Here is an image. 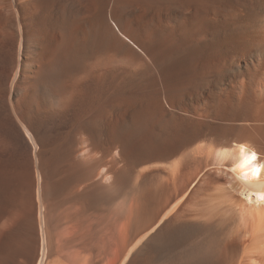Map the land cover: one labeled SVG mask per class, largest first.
Returning <instances> with one entry per match:
<instances>
[{"label": "bare ground", "instance_id": "bare-ground-1", "mask_svg": "<svg viewBox=\"0 0 264 264\" xmlns=\"http://www.w3.org/2000/svg\"><path fill=\"white\" fill-rule=\"evenodd\" d=\"M152 1L167 5L173 28L163 23L158 34L170 32L169 43L123 32L131 9L112 27L107 1L98 0L95 14L74 18L78 27L62 28V44L54 46L61 24L37 14L44 1L24 0V23H16L0 0V24L19 31L11 85H0V264H264V0ZM58 3L67 14L78 2ZM137 4L147 17L146 1ZM182 17L189 19L184 36L190 34L174 42L171 29ZM132 45L156 59L172 107L201 100L196 136L171 143L183 126L167 125L130 155L124 136L136 132L142 107L79 104L108 61L135 55L145 63ZM198 61L203 66L193 70ZM19 94L16 107L11 96ZM10 111L32 160L28 149L20 158L12 147L19 129ZM140 147L145 157H138Z\"/></svg>", "mask_w": 264, "mask_h": 264}, {"label": "rangeland", "instance_id": "rangeland-1", "mask_svg": "<svg viewBox=\"0 0 264 264\" xmlns=\"http://www.w3.org/2000/svg\"><path fill=\"white\" fill-rule=\"evenodd\" d=\"M42 1H44V2H43V4L40 5L41 7L39 6V7L35 8L38 11V13L34 12V10L33 11L31 10L29 12V14H32V13L42 14L43 18H45V16H46L47 18H45V22H47L51 26L52 25L55 26V24H57V25L61 24L60 28L57 26L58 30L55 32V36H54L55 39L53 40L54 46H60V44H62V41H61V36L63 34L62 28H63V31L66 29V31H68V32H70L71 30L72 31L75 30L78 27V25L73 23L74 18H76L77 16H78V18H82L84 16L95 14V11L97 8L96 5L98 3V0H74V1L78 2L77 5L68 8V12L66 14V13H63L62 11L60 12V10L58 9V6H59L58 0H54V1L53 0H42ZM104 1H107V8H108L107 9V15H108V17H110L109 22H110V25L112 27H114L113 23H111L112 19L117 20L118 15L121 17L120 14L123 10H125V9L130 10L131 9L132 10L131 12H133L132 16L129 15V17L126 19V16H128V15L125 14L124 19L122 18L123 20L121 21V29L123 32L125 31V33L127 32L126 34H128L129 31L136 29V31H138L139 33H141L142 35L145 36L144 38H147L152 42L156 41V39L158 37H159V40H162L165 43L170 42V40H171L170 32L167 33V35H165V33H163L162 35L158 34L159 29L164 28L163 23L165 25L167 23L170 27H172L170 25V22H169L170 16H169V11H168L167 5L160 6L156 2H153L152 0H145L146 4L150 8V10H149L150 14H147V17H146L144 14L145 7L143 6V4H137V0L136 1L135 0H104ZM141 1L144 2V0H141ZM20 2H21V4H19ZM5 3L7 5V7L14 14V17L16 18L15 19L16 23L17 22H23L24 21V17H23L24 15H22V14H24V4H22V3H24V0H5ZM15 3H16V5H15ZM21 5H23V6H21ZM50 6H52V7H50ZM125 6H126V8H125ZM194 9L195 8L193 6V10H191L189 12L191 14L194 13ZM55 12H58L59 14L62 13V14H60V16L57 20H55V18L57 16V15H54ZM52 14H53V17H52ZM191 14H188V15H191ZM123 15L124 14H122V16ZM66 16L70 17V18H68V20L66 22H63V18H66ZM19 17H20L21 21L19 20ZM183 18L184 17H182V19ZM54 20H55V22H53ZM187 20H189V19L186 18V20L183 19L180 21H175V22L173 21L174 22L173 23L174 29H171V31L177 32L174 34V36H175L174 42H175V40L177 42H180L181 38L183 40V36H184V32H185L184 23L187 22ZM6 25L0 24V52H2V54H3L2 55L0 53V60H2V58H4V57L6 58L8 56L6 60L4 58L3 62L0 61V85H4L6 88H9L11 85V79L13 78V75L15 72V69H14L15 66H13V62L16 61L15 54H16V51L18 49L19 31H18L17 27L13 24H8L9 26H6ZM190 25L194 28L197 27L196 23H192ZM5 27L8 30L7 29L5 30ZM13 27H15V28H13ZM74 27H75V29H74ZM1 28H3L2 29L3 32H1L2 31ZM195 31L196 30L193 29L191 33L193 34V32H195ZM75 32H76L75 34H77V30ZM7 34H8V36H7ZM75 34H74V36H75ZM188 34H190V32H188ZM188 34H185V36H184V38L186 40H187ZM17 35H18V38H17ZM128 35H130V33ZM118 36L121 39H124L125 41L127 40L124 37H122V35L119 33H118ZM58 37H59V39L57 40ZM144 40H146V39H144ZM126 42L129 43V41H126ZM4 47H6V48L4 49ZM7 48H9L10 50L8 49L9 50L8 51ZM169 48L171 49L172 47L167 46V49L170 51ZM2 49H3V51H2ZM133 49L135 50L136 53H139L142 56V59L144 60L145 63L141 64V59L137 58L135 55L134 56L133 55H127L128 57L126 55L125 56L123 55V57L122 56L118 57V60L115 59V60L108 61L105 68H102L100 70L101 72L103 71L104 74H101L102 76L98 75L95 78L93 77V79H91L90 86L87 87V89H84V91H82L81 94L84 97L82 98V96H80L79 104L84 105V103H86L85 105H87V102H88V104L90 103V104H93L96 106H99L101 104H105V106H108L109 108L113 107V106H118V107H121L122 109H125L127 107H130L133 109L134 108L138 109V107L140 108V106H141L142 108H140V113H137L138 118H137L136 122L138 125H137L136 132L133 134H127L128 136L127 135L124 136L125 141L128 142V147H129L128 153L130 155H132V153H133L134 144H143V142H144V144L146 142L148 143L149 140H152V138H151L152 136H154L158 132L163 133L165 131V128H167V127H168V129L173 130L177 127V125L183 126L184 131L182 130L181 132L175 134L173 136V138L171 139V143H178L179 140L186 141V139H189V138H192L193 136H196L197 133L194 132V127L192 124L200 122L198 112H199V109L201 108V103H200L201 100H199L196 97L193 100V102L191 101V102H187V103L185 102L183 104H178V105L176 104V105H174L175 107L174 106L172 107V105L170 103L171 101L169 102L170 96H169V93H168V91L166 89V85H165L166 84L165 83V77L163 76L164 74H162L163 70L160 71L159 67L157 66V64L155 62L156 59H154V57L152 55L150 56L149 54H144L143 52L139 51L135 46H133ZM168 50L166 51V47H165L162 51L168 52ZM4 51H5V53H4ZM114 52L111 51V52H108V54L106 53L103 55H105L104 56L105 59L109 58V57L113 58L111 56H115L116 51H114ZM109 55H111V56H109ZM78 58H80V55L78 56ZM11 59H14V61L11 62L12 65H11V63H9V60H11ZM23 60H24V58H23ZM23 60H21V61L23 62ZM3 63L5 64V66ZM200 63L201 62H199V61L196 62L194 64V67L192 66V69L202 67L203 65H202V63L201 64ZM77 64L78 63L75 61L73 63H71L70 69H72V67L75 68V66H77ZM8 65H9V67H8ZM115 65L116 66H120V65L125 66L126 65L127 67H130V68H136V71H132V72L129 71L128 72L126 70L127 71L126 72L125 70H121L120 72L115 74V73L109 71V70H111L110 69L111 67H116ZM215 65L216 64H214L213 66H215ZM146 66L149 67L150 69L147 68ZM155 66H156V68H155ZM143 67H145V68H143ZM210 67H211V65H210ZM20 68H21V66H20ZM107 68H109V70ZM106 70L108 71L109 74L107 73ZM19 78L17 79L16 82H14V86L16 88H18V86H19ZM158 88L161 91L158 90ZM226 89H228V88H226ZM155 90H156V92H155ZM23 95H25V92ZM23 95L19 94V95L11 96L12 98H14L13 99L14 101H12V102L16 101V104L13 103L14 106L16 105V107H17V105L20 104V102L22 101L21 98ZM26 95H30V93H26ZM17 96L20 98H18ZM46 96H47V94L42 93L43 98ZM157 96H158V99H157ZM159 97H160V99H159ZM39 100H41V99H39ZM158 100H159V103L161 102L160 104H157ZM17 102H18V104H17ZM7 106L9 107V105H7ZM145 106H147V107H145ZM162 106L163 107L165 106V107L163 108ZM159 107L161 108V110ZM215 107L218 110H221L223 113L226 112V107H224L222 105H217ZM164 110H165V112H164ZM153 112H155V114ZM10 114H11V116H10L9 120L11 122L13 121L12 123L14 125H16V127H18V129H19V135H15L11 139L12 147H14L16 153L19 152L18 155L20 154L19 155L20 158L24 157V153H25L24 149H28L26 152L28 153L30 160H32L33 155H32L31 145L28 142L26 136L24 135L22 127L19 124V122L17 121V119L15 118L14 114L11 113V111L9 112V115ZM159 114H160V116H159ZM164 114H166V115L163 116ZM170 114H171V116L173 114L175 115L171 118V120L169 119ZM153 115H154V117H153ZM157 115L159 116V119H157L158 118ZM150 116H151V118H150ZM123 117H125V116H123ZM13 118H14V120L15 119L16 120L14 121ZM3 119L7 120V117L2 118L1 122H3ZM163 123H164V125H161ZM156 124H158V125L160 124V125L157 126ZM230 124H232V123H229V125ZM175 136H177V137H175ZM236 138L237 139L235 140V142H239L240 138H238V137H236ZM196 143H198V142H195V144ZM192 145H194V144H192ZM192 145H190V146H192ZM20 151L21 152L23 151L22 152L23 154L20 153ZM137 155L140 158L145 157L147 155L146 149L140 147L138 149ZM23 160L21 161L22 163H23ZM22 166L24 169L23 164H22ZM32 173H34L33 164H32ZM35 209L36 208L34 207V218L36 216V210ZM36 231H37V222H36Z\"/></svg>", "mask_w": 264, "mask_h": 264}, {"label": "snow or ice", "instance_id": "snow-or-ice-1", "mask_svg": "<svg viewBox=\"0 0 264 264\" xmlns=\"http://www.w3.org/2000/svg\"><path fill=\"white\" fill-rule=\"evenodd\" d=\"M261 199L264 200V195H261Z\"/></svg>", "mask_w": 264, "mask_h": 264}]
</instances>
